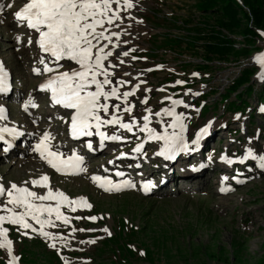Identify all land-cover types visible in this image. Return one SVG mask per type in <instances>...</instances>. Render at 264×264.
Returning <instances> with one entry per match:
<instances>
[{
  "label": "rangeland",
  "instance_id": "obj_1",
  "mask_svg": "<svg viewBox=\"0 0 264 264\" xmlns=\"http://www.w3.org/2000/svg\"><path fill=\"white\" fill-rule=\"evenodd\" d=\"M3 2L6 13L2 18L0 17V21H3L0 23V52L6 58L15 77V90L4 101L11 107L14 124L22 125L28 129V132L36 129L40 135L51 131L57 142L64 135L66 125L64 120L57 118L58 112L52 115L45 96L37 92L39 79L30 70L37 60V49L34 45L27 46L28 35L31 33L17 26L13 18L14 11L20 4L15 7L12 0H3ZM185 2L189 8L188 13L190 15L195 13L196 17H199L200 13L195 8L197 3L195 0H133L132 9L122 10L120 12L122 19L127 17L128 20L129 30L125 36L129 38L126 51L130 55L124 57L123 64H116L115 69L118 71L112 72H117L118 77L127 82L125 91L133 87V85L126 87L130 82H136L139 85L136 96L133 97L136 106L130 115L124 114V119L141 120L142 116L147 114L146 109H150L153 114L161 103L166 105L165 102L172 90L179 94L181 100L183 99L185 107L180 109L178 115L188 120L187 123L192 128L190 135H193L200 124L212 123L215 132L204 157L206 165H213L188 179L179 175L176 166H172L170 168L175 171V179L169 180L164 188L161 187L162 190L153 189L151 194L145 195L140 192L138 185L118 193L108 192L91 179L93 176L110 178V171L119 161V153L128 152L132 142L112 145L113 147L96 152L87 163L86 171L75 177L55 175L45 163L35 159V155L34 158L27 159V156L22 157L23 153L19 151L7 156L0 154V183L5 186L11 183L25 185L26 181L48 173L52 190L63 191L72 200L84 198L91 205L90 208L73 205L72 207H76L75 212L71 211L70 207H62L65 215L70 217V222L64 225L60 221H55L53 216L56 226L46 228V231L58 237L55 241L46 240L31 230H28V235H23L25 230L18 231L17 226L5 224L4 226L10 229L9 238L13 241V255L18 258V264H33L32 257L41 258L40 253L34 256L23 247L21 237L38 238L50 249H52L49 246L50 243H56L57 247L53 249H59L58 255L64 264H158L166 260L163 258L153 263L152 259L148 258V248H153L156 254L161 250L168 253L189 252L197 248L199 252L196 256H189L187 264H259L262 262L264 258V167L259 165L262 163L261 158H264V111L261 110L264 109V103L260 99L264 90V79H261L256 58L257 54L264 50V31L259 40L260 48H254L251 56H242L238 62H222L221 64L214 62L206 71L199 70L197 67L204 63L201 59L203 47L198 43L199 54L193 53L195 54H192L193 56L188 51L178 50L181 53L179 56L172 51L163 50L165 45H159L163 40L162 34L167 31L178 35L184 34L183 27L177 26L175 27L177 29H174L159 16L157 20H153L150 14V11H155L161 14L160 16H170L172 7L177 9V6H171L172 3H179L181 7ZM10 3L13 6L6 7ZM119 22L117 21L118 24L121 23ZM17 35L22 37L20 44L16 41ZM118 47L122 50L125 45ZM157 47L161 49L157 56H153V53L150 55V50ZM133 49L135 51H132ZM260 50L261 52H258ZM149 55L153 59L157 57L159 60H164H152ZM179 59L193 61L194 70L181 71L176 67V64L182 61ZM245 67L256 70L252 77L255 93L244 97L249 102V106L242 105L240 109H234L229 103L225 105V101L223 105L220 93L224 92L230 81ZM167 72L176 73L177 76L172 82L168 83L164 80ZM116 78L112 77L114 84ZM170 78L172 77L168 76L167 79L170 80ZM191 79L196 80V83L190 88L174 90V87L178 85L177 81L184 82ZM213 88H216L217 93L209 92L206 103H202L199 95ZM33 94L37 97L33 102L39 103V108L33 110L37 121L33 120L34 116L31 117L22 110L23 105L32 100ZM145 99H147L146 104L142 103ZM233 99H235L234 95L230 101ZM200 105H203L207 112L204 113V110L199 109ZM44 114H46L45 119L41 121V115ZM171 122L172 119H168L166 125L169 126ZM157 123L161 125L162 121ZM30 144L23 146V143H19L18 147L24 150L31 147ZM249 150L255 157L252 161L251 157H247ZM153 151H149L151 152L149 154H153ZM222 154H236L240 156L241 163L235 168L222 169L218 162V157ZM255 160L260 164L255 163ZM189 162L197 164L198 160L192 157ZM187 167L188 163L183 165V168ZM188 170L189 167L182 173ZM167 171L168 169L160 165L158 168L152 167L151 172L156 177L153 182L159 185ZM236 171L246 179V182L236 186L228 194H220L217 190L218 182L223 179L231 182ZM177 179H182V184H177ZM172 188L175 189L172 190ZM32 189L38 193L44 192L43 189ZM2 203L3 199H0V204ZM63 209H61L62 212ZM147 213L156 215L159 220L143 233ZM91 217H95V220L90 219ZM30 223H33L34 227H39L32 221ZM104 229L108 231L105 232ZM126 229L128 235L124 237ZM133 229L136 231L132 233ZM116 235L118 236L113 241L108 240ZM93 240L95 243H88ZM121 240L133 251L126 250V254H121L116 245L121 244ZM9 261L10 257L6 251L0 250V262L9 264Z\"/></svg>",
  "mask_w": 264,
  "mask_h": 264
},
{
  "label": "snow or ice",
  "instance_id": "obj_2",
  "mask_svg": "<svg viewBox=\"0 0 264 264\" xmlns=\"http://www.w3.org/2000/svg\"><path fill=\"white\" fill-rule=\"evenodd\" d=\"M113 5L116 7L114 8ZM12 6L10 3L6 7L11 8ZM133 7V0H26V3L13 14L17 26L26 27L30 33L36 34L35 41L31 34L28 35L27 46L31 47L35 43L40 49L42 55L37 63L43 65V68L34 67L33 73L35 75L52 74L40 86L39 90L50 93L52 106L58 105L71 110L70 121L66 120L65 123L69 124V134L74 140L96 135L99 137L100 146L103 147L105 141H120L123 137L115 133L109 135L102 131V128L118 126L119 129L132 132L133 128L137 126L135 118L131 122H124L123 113L126 112L129 115L132 113L134 105L129 103L128 98L135 95L139 85H136L132 91L120 92L119 87L112 86L114 73L110 71L117 65L110 61L107 65L105 64V61L113 56V49L120 45V36L127 35L126 32L112 31L111 26L120 27V24L117 23V21L122 23L120 12ZM4 8L5 5L0 4V13ZM2 22L0 21V23ZM16 41L18 44L22 43V37L17 35ZM105 41L107 43H104ZM120 55L128 57L130 53L123 51ZM61 61H69L75 67L60 71L64 67ZM256 62L264 67V55L257 57ZM119 63L123 64L124 60L120 59ZM7 75L3 64L0 63V92L6 89ZM125 75L130 74L125 73ZM261 79H264V75L261 76ZM126 83L123 80L116 81V84L120 86H124ZM177 83L182 84L183 82L177 81ZM194 95H199V93H194ZM111 99L120 100L124 105L123 108L120 103L109 105L107 102ZM142 103L146 104L147 99ZM172 103L177 105L183 102L174 100ZM29 106L38 107L31 99L25 105V109L27 110ZM110 107L113 109L111 115L109 114ZM261 110L264 111V109ZM146 111L149 114L142 117L143 124L139 126V131L146 133L150 140L164 141V148L157 152V155L173 159L177 151L187 149L186 144L177 147L178 140L182 138L177 137L175 132L169 135L165 129L164 134L160 135L150 128L151 110L146 109ZM2 112L3 110L0 109V113ZM101 113L104 115L102 116ZM156 115L172 116L173 122L169 127L173 129L179 127L183 130L182 116L177 115L174 110L164 109L162 113H156ZM4 118L0 114V119ZM0 131L19 135L14 129L5 128ZM206 133L207 128L202 130L201 135ZM199 138L198 136L197 141ZM0 139L3 137L0 136ZM52 139L50 134L45 133L34 149L49 167L62 175H76L86 171L82 167L84 163L82 156L78 155L75 150L70 156H65L59 149L54 151L51 144ZM197 141H193V143ZM86 146L90 151L93 150L91 142H88ZM142 149L143 144H140L134 151L139 153ZM247 157L255 159L250 150L247 152ZM261 160V167H264V158ZM116 175L123 174L117 172ZM91 179L108 192H119L124 188L135 187L134 183L127 180L114 184L111 180L102 179L99 176H93ZM237 182L242 183L243 181ZM27 184H31L32 188H41L46 191L41 194L27 186L15 183L5 186L0 183V199H3V203L0 204V213H3L0 215V250H5L10 257L9 264H18V258L13 255V241L9 238L10 229L5 227V224L17 226L18 231L25 230L23 235H28V230H31L46 240L55 241L58 237L46 231V228L56 226L52 219L53 216L55 221H60L64 225L70 222V217L61 211L62 207H70L73 212L76 211V207H72L73 205L91 207L84 198L72 200L59 190L53 191L50 186V178L46 174L38 179L26 181L25 185ZM142 187L147 193L152 184L148 182ZM220 191L226 192L229 189L222 187ZM46 202H54V206L52 203ZM90 219L95 220V217ZM30 221L39 227H34ZM80 231H84V229H80ZM104 231L108 230L104 229ZM88 243H95V241H88ZM49 246L57 247L54 242Z\"/></svg>",
  "mask_w": 264,
  "mask_h": 264
},
{
  "label": "trees",
  "instance_id": "obj_3",
  "mask_svg": "<svg viewBox=\"0 0 264 264\" xmlns=\"http://www.w3.org/2000/svg\"><path fill=\"white\" fill-rule=\"evenodd\" d=\"M196 1L195 8L200 13L199 17L197 16L199 19H197L195 13L193 15L188 13L189 8H187L186 2L181 7L179 3H172L171 6H177V9L172 7L170 16L163 17L155 11H150L153 20H157L159 16L164 22L171 24L174 29H177L175 28L177 26L183 27L184 34L178 35L168 31L162 34L163 40L160 41L159 45H165L163 50L172 51L179 56H181L179 51H188L191 55L193 53L197 55L199 54V43L203 47V56H201V59L204 63L197 67V69L206 71L214 62H218L217 64L232 61L238 62L242 56H251L254 48H260L261 45L259 44V40L262 35L259 30L264 31V0H195V2ZM166 3H168V1H166ZM160 50V47L150 50V55L153 53V56H157ZM150 55L149 58H152V60H159L157 57L153 59ZM163 60L164 59H161L159 61ZM179 60L182 61L176 64V67L181 71L194 70L193 61L187 59ZM255 72L256 70L251 67H245L239 71L238 76L230 81V84L225 88L224 92L220 93L223 105L225 101V105L229 103L230 107L234 109H240L242 105L249 106V102H247L244 97L255 93V88L252 84V77ZM166 74L164 80L168 83L172 82L173 78L177 76L176 73L173 72H167ZM168 76L172 78L168 80ZM198 79L203 80L200 78ZM194 83H196V80L191 79L183 86L190 88ZM176 88L180 89L182 87ZM209 92L217 93V90L213 88L201 94L200 99L202 103H206V96ZM233 95L235 99L230 101ZM260 99L264 103V90H262ZM202 109L204 113L207 112L206 109ZM228 122L231 121L229 120ZM158 220L159 217L156 215L147 213L144 219L143 233L150 229ZM133 231L136 230L133 229L132 233ZM126 235H128L127 229L124 237H126ZM117 236L118 235L109 238L108 240L113 241ZM108 240L106 241L107 244ZM21 241H23V247L28 250L30 254L35 256L36 253H40V259L32 257L33 264H64L58 255V250L48 248V246L42 243V240L38 238L28 239L26 237H21ZM120 242L121 244L116 245L121 254H126V250L129 252L133 251L124 241L121 240ZM112 244L109 246L110 248ZM198 252L199 250L195 248L194 250H189V252L175 251L168 253L165 250H161L156 254L153 248H148L147 255L148 258L152 259L153 263H155L156 260L161 261L165 258L166 260L158 264H187L189 263L188 257L191 255L196 256ZM144 258L148 259L147 257ZM0 264H2V262H0ZM259 264H264V258Z\"/></svg>",
  "mask_w": 264,
  "mask_h": 264
},
{
  "label": "bare ground",
  "instance_id": "obj_4",
  "mask_svg": "<svg viewBox=\"0 0 264 264\" xmlns=\"http://www.w3.org/2000/svg\"><path fill=\"white\" fill-rule=\"evenodd\" d=\"M22 0H12V2L13 3H15V6L18 4V3H20ZM0 4H4V2H3V0H0ZM5 5V4H4ZM113 7L115 8L116 7V5H113ZM5 13H6V10H5V8H4V10H3V12L2 13H0V17L2 18L3 17V15H5ZM123 17V16H122ZM14 21H15V19H14ZM122 24L120 23V27H114V26H111V30L112 31H114V32H117V33H124V32H126L127 33V31L129 30V28H128V20H127V17H125L124 19H122ZM130 23H132L131 21H130ZM106 27H109V26H107L106 25ZM121 36H125V35H121ZM128 39L129 38H127L126 36L124 37V38H120V41H121V43H120V45L122 46V45H125V47H123L122 48V50H120V48L119 47H117V48H115V49H113V56L112 57H109V60H112V62H115V64H119V60L120 59H124V56H122V55H119L120 53H122L123 51H126V49H127V47H126V44H127V42H128ZM114 40H115V38H114ZM104 43H107L106 41L104 42ZM111 47V46H110ZM119 51H120V53H119ZM119 56V59H117V57ZM111 62V61H110ZM109 63V61H105V64L107 65ZM110 71H111V69H110ZM112 71L114 72V71H118L117 69H112ZM123 71H125V70H123ZM260 73V75L262 76V74H261V72H259ZM118 73L117 72H115L114 73V76H116L117 78L115 79V81H117V80H121V78H119L118 77ZM125 76L123 75V78H124ZM26 105V104H25ZM24 105V106H25ZM172 106H169L168 107V109H170ZM34 120H36V117H34L33 118ZM13 124H14V122H13ZM40 133V132H39ZM38 133V131H36V129H34L32 132H27V134H26V136L24 137V139H26V140H28L31 144V147H28L27 149H22V148H17L18 149V151L20 152V153H23V156L22 157H26L27 159H32V158H34V155L36 156V158L35 159H37L40 163H45V161L44 160H42L41 158H40V156H39V154H36V152L34 151V149H35V145L39 142V140L41 139V137L44 135V133L43 134H39ZM105 147H106V143H104V145H103V147H102V149L101 150H103V149H105ZM1 150V152H0V154H1V156H7V154L2 150V149H0ZM201 150L199 149L198 150V153L200 152ZM20 155V154H19ZM193 154H190L189 156H192ZM45 165H47L46 163H45ZM189 169H190V167H189ZM204 170H206V167L204 168V169H202V170H197V171H193V173L192 172H190L189 170L188 171H186V172H184V173H180L181 174V176H183V177H185V178H187L188 179V177L190 178L192 175H195V174H197V173H199V172H202V171H204ZM174 173L175 172H172V171H170L165 177V180L163 179V181H162V183H161V186L160 187H164L165 186V184L169 181V180H174L175 179V177H174ZM43 175H45V174H43ZM46 175L50 178V176H49V174L48 173H46ZM42 176V174L39 176V177H37V178H35V179H38V178H40ZM101 177V176H100ZM102 179H105V177H101ZM106 179H108V180H110L109 178H106ZM51 180V179H50ZM50 184H51V181H50ZM22 186H27V187H29L30 188V186L31 185H22ZM39 189H41V188H39ZM33 191H36L35 189H32ZM44 190V192L46 191L45 189H43ZM54 191V190H53ZM60 191V190H59ZM37 192V191H36ZM44 192H42V193H44ZM61 192H63V191H61ZM41 193V194H42ZM64 193V192H63ZM65 194V193H64ZM69 198V197H68ZM46 203H52L53 204V206H54V202H46ZM61 209H63V208H61ZM63 213L65 214V211H64V209H63ZM53 219V218H52ZM31 222V221H30Z\"/></svg>",
  "mask_w": 264,
  "mask_h": 264
},
{
  "label": "water",
  "instance_id": "obj_5",
  "mask_svg": "<svg viewBox=\"0 0 264 264\" xmlns=\"http://www.w3.org/2000/svg\"><path fill=\"white\" fill-rule=\"evenodd\" d=\"M238 1H240V0H238Z\"/></svg>",
  "mask_w": 264,
  "mask_h": 264
}]
</instances>
